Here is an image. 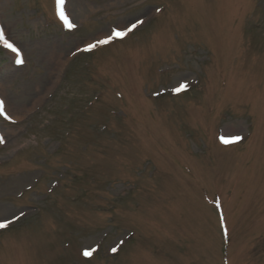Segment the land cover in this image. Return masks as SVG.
<instances>
[{
  "label": "rangeland",
  "instance_id": "1",
  "mask_svg": "<svg viewBox=\"0 0 264 264\" xmlns=\"http://www.w3.org/2000/svg\"><path fill=\"white\" fill-rule=\"evenodd\" d=\"M64 7L0 0V264H264V0Z\"/></svg>",
  "mask_w": 264,
  "mask_h": 264
},
{
  "label": "snow or ice",
  "instance_id": "2",
  "mask_svg": "<svg viewBox=\"0 0 264 264\" xmlns=\"http://www.w3.org/2000/svg\"><path fill=\"white\" fill-rule=\"evenodd\" d=\"M65 2H66V0H58V3L60 5L59 13H58L59 14V17L63 21V23H64V25L66 27H68V28H74L75 25L70 22V19H69V17L66 14L65 7H64ZM140 23H142V21H137L136 23L130 25L126 30H123V31L114 29L112 31V33H111L110 36H108L107 38L98 40L95 43L89 44L84 49V51H91L93 48L97 47L98 45L108 44V43H110L114 39H123L130 32H132L137 27V25L140 24ZM0 43H2L5 48L10 49L13 53H15L17 55V57H18L17 58V61H16L17 63H22L23 62L21 59H19V56L21 55L20 52H19V50L12 43H10L9 41H7L4 38V36H3L2 33H0ZM186 87H187V85L182 84L180 86V88L176 89L175 91H177V92L183 91ZM0 115H4L2 103H0ZM241 139H242L241 137L236 136V137H231L229 139H222L221 142L227 145V144L237 143ZM0 142H2V141H0ZM18 218L19 217H15L14 219H18ZM10 223H12L11 220L0 221V229H3V228L8 227V225ZM94 251H95V249L86 250L83 253V255H85V256H91ZM112 251H116V249H113Z\"/></svg>",
  "mask_w": 264,
  "mask_h": 264
}]
</instances>
